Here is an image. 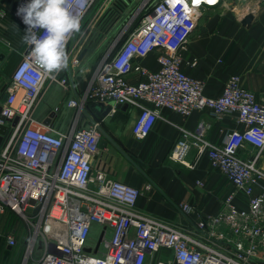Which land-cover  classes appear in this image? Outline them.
Masks as SVG:
<instances>
[{
    "label": "built area",
    "instance_id": "built-area-1",
    "mask_svg": "<svg viewBox=\"0 0 264 264\" xmlns=\"http://www.w3.org/2000/svg\"><path fill=\"white\" fill-rule=\"evenodd\" d=\"M27 2L19 0L12 12L24 32L26 25L17 9ZM221 3L222 0L215 4L199 0H67L70 11L81 17V31L67 41L66 70L79 64V53L70 44L75 35L91 33L93 20L87 18L91 8L96 10L94 20L110 8L120 16L129 11L124 23L126 27L130 25L118 36L108 61L101 62L95 70L83 95L67 102L78 114L67 132L35 117L44 86H68L66 70L54 74L55 78L40 75L29 55L31 46L25 43L22 58L6 85L7 98L0 102V125L6 127L0 142V225L4 226L0 236L9 248L19 242L23 245L25 264L33 258L36 248L40 252L36 264H78L77 257H94L105 264H144L148 255L160 249L172 252L171 264H254L258 247L264 246V168L257 165L264 151V102L241 85L238 75L228 77L220 96L208 97L202 81L182 69V53L202 9ZM138 17L139 23L133 27ZM154 52L157 70L136 63ZM195 64L196 61L192 63ZM131 73L139 77L135 84L127 80ZM92 103L136 108L132 134L137 139L151 131L162 109L183 116L195 110H206L215 118L234 115L243 129L226 131L219 145L200 138L195 145L200 153H207L211 167L223 173L244 195L247 208H238L235 193H231L225 199L226 211L209 221L200 220L197 227L206 231L208 226L223 223L238 240L223 244L207 232L205 242L197 241L137 212L140 191L94 169L103 135L101 122L91 118L86 127H77L80 114L87 113L86 106ZM246 145L258 154L244 160L239 151ZM186 149L181 141L169 158L186 164ZM180 208L185 213L190 211L187 205ZM94 226H98V238L92 241Z\"/></svg>",
    "mask_w": 264,
    "mask_h": 264
},
{
    "label": "crops",
    "instance_id": "crops-1",
    "mask_svg": "<svg viewBox=\"0 0 264 264\" xmlns=\"http://www.w3.org/2000/svg\"><path fill=\"white\" fill-rule=\"evenodd\" d=\"M18 1L0 0V54L4 55L0 66L6 60L5 53L16 44L17 27L25 33L12 14ZM247 14H251L253 20L248 26H243L241 20ZM11 18L17 23L12 22ZM87 18L92 19V8ZM70 46L79 55L84 50L85 54L76 68L66 70L68 86H44L36 109L41 102L51 109H57L60 114L56 118L54 112L49 125L61 132H67L78 116L77 109L68 107L67 102L83 95L101 64L97 63L95 67L92 65V31L82 37L75 35ZM18 47L21 52L24 51L25 41ZM182 58L183 71L202 81L206 96H220L228 77L238 75L241 85L253 92L257 100L264 102V0H222L218 6L202 9L196 27L186 41ZM194 61L196 64L193 66ZM136 63L152 71L158 69L155 52L137 59ZM9 80H0V89L8 85ZM127 80L135 84L139 77L131 73L127 75ZM137 114V109L128 105L126 108H112L109 114L98 118L101 128L118 147L108 141L105 149L99 148L94 169L102 170L110 178L137 188L140 195L135 209L142 215L182 231L197 241L205 242L207 232L213 233L223 244L231 245L238 240L223 223L216 227L208 226L206 231H200L197 227L200 220L209 221L224 213L225 199L231 193H235L234 203L238 208H247V203L244 195L235 190L225 175L211 167L207 153H200L195 145L198 138L219 145L226 131L243 129L236 123L235 116L215 118L206 110H195L183 116L162 109L151 131L143 139H137L132 134ZM91 118L95 120L90 113L82 112L77 127L88 124ZM181 141L187 146L183 159L187 165L169 158ZM257 154L256 149L247 145L239 151V156L244 160ZM257 165L264 168V151ZM180 205H187L189 213H185ZM96 228L98 226H94L93 230ZM3 229L4 226L0 225V233ZM39 254L36 248L28 264L37 261ZM22 255L23 245L20 242L9 248L0 236V264H10ZM172 261V252L160 249L148 255L144 264H171ZM254 264H264V246L258 247Z\"/></svg>",
    "mask_w": 264,
    "mask_h": 264
},
{
    "label": "clouds",
    "instance_id": "clouds-1",
    "mask_svg": "<svg viewBox=\"0 0 264 264\" xmlns=\"http://www.w3.org/2000/svg\"><path fill=\"white\" fill-rule=\"evenodd\" d=\"M17 15L26 25L23 40L31 46L29 55L40 75L55 78L66 70L67 41L81 31V17L70 11L67 0H28L18 7ZM76 259L78 264H105L94 257Z\"/></svg>",
    "mask_w": 264,
    "mask_h": 264
},
{
    "label": "rangeland",
    "instance_id": "rangeland-1",
    "mask_svg": "<svg viewBox=\"0 0 264 264\" xmlns=\"http://www.w3.org/2000/svg\"><path fill=\"white\" fill-rule=\"evenodd\" d=\"M132 10V9H131ZM130 10V11H131ZM96 10H92V15ZM129 11L123 13L120 16L119 13L114 12L113 9L107 10V12H103L100 19L94 20L92 18V65L95 67L97 63L108 61L109 57H111V51L113 52L117 47V39L118 36L127 32L130 28V25L126 27L125 23L128 19ZM127 16V17H126ZM11 21L15 24L17 23L13 18ZM125 22V23H124ZM135 24L132 22L131 25ZM24 33L21 31L20 27H17L16 30V46L14 45L10 51L5 53L6 60L0 66V80L6 82L9 80L11 73L14 67L20 62L22 53L19 50L18 45L23 44ZM41 100V99H40ZM40 107L36 111V119L43 120L49 112H55V117L60 114L57 112V109H51V107H47L44 102H41ZM81 127H86L87 124H80ZM91 240L95 241L98 238V230L95 229L91 233ZM26 260H23V256L18 257L16 260H13L10 264H25ZM37 261H31L30 264H36Z\"/></svg>",
    "mask_w": 264,
    "mask_h": 264
},
{
    "label": "water",
    "instance_id": "water-1",
    "mask_svg": "<svg viewBox=\"0 0 264 264\" xmlns=\"http://www.w3.org/2000/svg\"><path fill=\"white\" fill-rule=\"evenodd\" d=\"M253 20V16L251 14H247L242 20H241V24L243 26H248L251 21ZM85 54V50L79 55V60H81L83 58ZM4 58V55L3 54H0V61H2ZM5 89H6V86H3L1 89H0V102H4L7 98V94L5 93ZM121 107H128V105H116L115 108H121ZM92 109H94L95 111H93ZM111 106H104L103 104L101 103H92L88 106H86V112L90 113L94 118L95 120L100 117H104L106 116L107 114L110 113L111 111ZM0 111H1V105H0ZM55 113L54 112H51L50 115L48 117H46L44 120H43V123L45 125L49 124V122L51 121V118L54 117ZM3 119V118H1ZM14 124L16 123V119L14 120L13 122ZM100 131L102 132V134L104 135V139H101L100 142H99V148L101 149H105L106 148V144L108 141H111L115 146H117V144L111 139V137L103 130V128L100 129ZM6 132V127L4 125H0V142H1V136H3ZM118 147V146H117ZM33 203V201L31 202ZM100 242V239L98 241V244Z\"/></svg>",
    "mask_w": 264,
    "mask_h": 264
},
{
    "label": "bare ground",
    "instance_id": "bare-ground-1",
    "mask_svg": "<svg viewBox=\"0 0 264 264\" xmlns=\"http://www.w3.org/2000/svg\"><path fill=\"white\" fill-rule=\"evenodd\" d=\"M199 1H200V2H201V1H207V2H206L207 4H215L217 0H214V1H213V0H199ZM211 1H213V2H211ZM208 2H210V3H208ZM204 3H205V2H204Z\"/></svg>",
    "mask_w": 264,
    "mask_h": 264
},
{
    "label": "trees",
    "instance_id": "trees-1",
    "mask_svg": "<svg viewBox=\"0 0 264 264\" xmlns=\"http://www.w3.org/2000/svg\"><path fill=\"white\" fill-rule=\"evenodd\" d=\"M113 11L115 12V10H114V9H113ZM139 20H140V19H138V20H136V21H135V24L133 25V27H135V26H137V25H138V23H139ZM0 97H1V95H0Z\"/></svg>",
    "mask_w": 264,
    "mask_h": 264
}]
</instances>
